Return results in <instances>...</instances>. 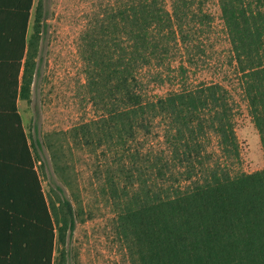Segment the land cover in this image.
I'll return each instance as SVG.
<instances>
[{
  "label": "trees",
  "instance_id": "trees-1",
  "mask_svg": "<svg viewBox=\"0 0 264 264\" xmlns=\"http://www.w3.org/2000/svg\"><path fill=\"white\" fill-rule=\"evenodd\" d=\"M96 2L79 54L93 114L90 151L104 152L101 193L124 260L264 264V169L234 170L231 93L191 80L206 53L205 7L213 2L264 153L261 0ZM41 19L40 1L0 0V264H65L56 246L75 224L66 200L62 213L45 198L33 152L40 142L30 141L17 107L30 100Z\"/></svg>",
  "mask_w": 264,
  "mask_h": 264
},
{
  "label": "rangeland",
  "instance_id": "rangeland-1",
  "mask_svg": "<svg viewBox=\"0 0 264 264\" xmlns=\"http://www.w3.org/2000/svg\"><path fill=\"white\" fill-rule=\"evenodd\" d=\"M41 4V39L38 69L30 100L18 101L25 132L33 146L35 167L47 202L64 213L66 200L74 216L72 231H64L65 264H127L126 254L111 227L113 208L104 185V152L90 151V92L85 65L79 54L80 36L90 23L96 0H35ZM264 10V0H261ZM168 5V3H167ZM206 12L212 18L205 35L206 53L191 75L192 82H217L233 98L235 134L240 161L234 170L251 173L264 169L259 136L229 66V46L219 11L213 2ZM33 24V16H32ZM171 89L163 87L158 93ZM107 153V152H106Z\"/></svg>",
  "mask_w": 264,
  "mask_h": 264
},
{
  "label": "crops",
  "instance_id": "crops-1",
  "mask_svg": "<svg viewBox=\"0 0 264 264\" xmlns=\"http://www.w3.org/2000/svg\"><path fill=\"white\" fill-rule=\"evenodd\" d=\"M28 30H30V28L28 27ZM29 34V33H28ZM19 101V100H18ZM18 101H17V107H18Z\"/></svg>",
  "mask_w": 264,
  "mask_h": 264
}]
</instances>
